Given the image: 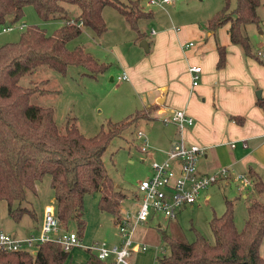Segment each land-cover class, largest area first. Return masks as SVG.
Masks as SVG:
<instances>
[{
    "label": "trees",
    "instance_id": "obj_1",
    "mask_svg": "<svg viewBox=\"0 0 264 264\" xmlns=\"http://www.w3.org/2000/svg\"><path fill=\"white\" fill-rule=\"evenodd\" d=\"M29 4L44 20L63 18L66 21L50 35L37 26L27 27L17 42L0 46V201L7 202V213L14 221L18 222L25 214L34 218L27 207H13V203L24 201L26 192L34 191L36 182L49 175L60 225L69 229V223L74 220V231L81 238L86 226L82 218L86 194L100 191L98 209L114 216L119 214L116 198L121 195L106 172L103 152L129 125L150 120L153 108L137 110L119 122L109 123L107 129L101 128L95 135L86 137L79 131L74 118L61 130L54 120L52 107L30 102L32 95L47 94V89L38 85L24 87L19 81L42 65L61 74L70 64L84 67L88 76L105 72L107 64L98 62L80 46L68 49L66 43L77 38L83 27L90 28L96 35L103 34L107 27L102 10L107 5L121 13L137 32L138 21L151 13L141 10L138 0L128 4L120 0H0V24L20 20L24 6ZM66 4L77 6L79 13L68 17ZM259 5L260 0H235L234 8L229 9L226 0L224 6L207 20V29L213 31L228 24L230 41L240 46L244 54L255 56L243 28L260 22ZM217 51L216 67L222 68L226 64V49L218 44ZM258 105L264 110V98ZM232 118L239 121V118ZM248 176L254 195H264V183L256 173L249 170ZM233 207V200H225L223 213L210 218L212 242L200 233L192 242L163 234V243L169 253L158 257L157 264H264L261 253L264 202L255 197L249 200L247 216L240 230L234 222ZM68 255L59 243L45 242L33 255L23 251H0V264H70ZM83 264L104 262L95 253H90Z\"/></svg>",
    "mask_w": 264,
    "mask_h": 264
},
{
    "label": "rangeland",
    "instance_id": "obj_2",
    "mask_svg": "<svg viewBox=\"0 0 264 264\" xmlns=\"http://www.w3.org/2000/svg\"><path fill=\"white\" fill-rule=\"evenodd\" d=\"M127 3L132 0H120ZM139 7L143 11H152L150 18L140 19L137 23L139 33L132 29L124 17L114 7L107 5L102 10V16L106 24V31L101 35H96L90 28L83 27L80 35L66 43L68 49L80 46L85 52L93 56L94 53L103 54V60L109 64V69L105 73L95 76H88L87 70L75 64L67 66L64 74L58 73L46 65L38 67L34 72H30L21 77L19 84L24 87L38 85L49 92L44 95L34 94L30 98L32 104L43 107H52L54 110V120L62 130L68 120L76 121L79 131L86 137L95 135L101 128L107 129L109 123H116L123 120L133 111L136 95L132 87L130 78L128 80H118L117 74L121 72L122 60L129 65L138 59H149L151 52H146L140 46L142 41L152 40L153 30L162 28L181 27L184 24L195 22L200 30L208 33L207 20L220 10L226 0H176L175 7L164 5H146V0H138ZM170 5V4H169ZM68 17H74L79 13V8L72 4L65 5ZM129 6V5H128ZM235 0H228L229 9H233ZM260 17L258 24H247L243 31L248 34L252 51H264V0H260L257 9ZM65 19L54 18L44 20L39 17L34 6L29 4L24 6L23 17L11 23L9 20L0 24V46L6 43H14L20 39L23 31L30 26H37L44 29L46 34H52L56 29L65 23ZM24 24L25 27L18 26ZM12 26L9 31L3 32V28ZM100 54V55H101ZM105 57V58H104ZM263 61V62H262ZM260 63H264V58ZM110 76L114 80H110ZM45 81L46 83H42ZM259 91V90H257ZM150 128H147V126ZM154 126H161L160 123H151L147 120H139L129 125L120 135L114 137L107 145L102 154V160L106 172L114 184V189L121 195L116 198L120 208L127 210L135 202V193L139 181L148 177L150 164L154 160L160 159L159 150L162 147L151 144L149 136L154 130ZM141 130L147 135L149 149L153 152L150 156L147 152L139 149L141 140L137 138V131ZM235 172V171H234ZM239 174V172H235ZM243 185H212L205 194H209L208 205L200 203L199 208L184 209L176 217V220H165L164 216H155L151 223L143 228H156L160 222L161 230L156 232L159 235L157 246L149 242L146 256L150 258V264H157V258L167 255L169 249L161 240V233L176 237L185 242H192L197 233L212 242L213 236L209 228V220L214 215H221L225 209V197L234 201L233 215L236 228L242 229L247 216V205L251 197H243ZM240 189H239V188ZM240 190V193L238 192ZM206 191V190H205ZM240 194V195H239ZM101 196L100 191L86 194L83 199L82 218L86 222L83 236L79 238L77 246L69 252L72 262L78 263L84 259L85 254L95 252L96 244L110 246L118 243L121 234L115 224V217L107 212H102L97 207V202ZM258 201L264 202L263 194H256ZM124 197L121 203L120 201ZM27 207L35 215L31 218L25 214L18 222L14 221L7 213V202L0 201V231L8 232L12 235H26L28 224L33 222L37 226L41 222L43 210L46 206L55 208V199L50 185V176L45 175L35 184V190H28L24 201L14 202L13 207ZM69 229L76 230L74 220L69 223ZM27 231V232H26ZM35 233L36 230L31 231ZM262 255H264L261 250Z\"/></svg>",
    "mask_w": 264,
    "mask_h": 264
},
{
    "label": "crops",
    "instance_id": "obj_3",
    "mask_svg": "<svg viewBox=\"0 0 264 264\" xmlns=\"http://www.w3.org/2000/svg\"><path fill=\"white\" fill-rule=\"evenodd\" d=\"M175 1L167 6L175 7ZM146 12L151 13L147 18L153 16L152 11ZM152 31L153 43L152 40L147 41L151 52L149 59L140 58L133 66L122 60L121 66L119 63L121 72L116 78L125 74L127 78L124 80L130 78L135 91L136 100L132 106L134 109L129 114L152 106L151 119L147 121L160 123L161 126H154L149 140L151 144L162 147L163 150L158 151L161 154L160 159L177 133L174 125L164 124L161 118L171 110L182 109L194 119V125L186 130L188 140L204 147L198 160L199 174H212L222 167H231L235 172L246 174L253 170L264 183V110L258 105V101L264 98V63H260L264 58V51H257L255 56L244 54L240 46L230 41L228 24L213 31L208 30L207 34L200 30L195 22L184 24L180 28L171 25ZM189 42L193 45L186 46ZM218 44L226 49V64L222 68L216 67ZM100 54L94 53L93 57L98 62L105 63L102 61L103 54ZM105 64L109 69V64ZM193 65H199L202 70L200 81L194 87L188 71ZM110 80L113 81L114 77L110 76ZM257 90L261 92L260 98L256 96ZM232 117L239 118V121ZM231 143L234 146H231ZM215 185L227 187L235 186V183L220 182ZM208 188L202 192L201 200L205 205H208L209 200V194H205ZM238 192L240 193V190ZM249 196L257 200L259 197L254 195L252 185L248 187L247 193L243 192L244 198ZM224 199L231 200L226 197ZM123 200L124 197L121 201ZM184 209L190 210L182 208L174 218L164 217L165 220H176ZM120 210L119 213H123L125 209L121 207ZM150 220L148 223H151ZM148 223L134 228L133 239L146 244L147 249L132 254V264H150V258L145 254L149 246L147 241L153 242L151 244L155 246L159 243V232L157 233L156 229L161 230L160 222L156 224V228L149 226L142 229ZM39 225L40 222L37 226L33 225V222L28 224L27 228L31 229L26 231V235L34 229L37 230ZM163 234L165 233H161L162 241ZM261 250L264 253V240ZM90 253L85 254L84 259L78 263L72 262L68 255L67 262L83 264L88 260Z\"/></svg>",
    "mask_w": 264,
    "mask_h": 264
},
{
    "label": "built area",
    "instance_id": "obj_4",
    "mask_svg": "<svg viewBox=\"0 0 264 264\" xmlns=\"http://www.w3.org/2000/svg\"><path fill=\"white\" fill-rule=\"evenodd\" d=\"M172 2L173 0H146V5L163 7ZM18 27L22 28L25 25ZM11 29L12 26H6L3 32ZM192 45V42L186 44V46ZM188 71L191 75L192 87H194L200 81L201 67L193 65ZM126 78L123 74L117 79ZM161 120L164 124L175 126L176 138L163 152L162 159L151 162L150 175L138 182L133 205L116 215L114 222L121 234L120 243L110 246L96 244L94 253L104 264H132V254L147 249L146 244L133 239L134 228L157 215L172 219L182 208H199L202 203V192L206 188L220 182H232L237 185L242 184L247 193L248 187L252 185L248 174H237L231 167H222L212 174H199L198 160L204 147L190 142L186 136V130L194 125L193 117L182 109H174ZM136 135L141 140L139 149L142 152L151 150L147 135L141 130H138ZM231 146L234 144L231 143ZM147 153L152 155L153 152ZM78 241L75 231L60 225L55 208L51 206L44 208L39 228L35 233L30 232L26 236L15 237L8 232L0 231V251H23L33 255L41 244L57 242L65 252L69 253L73 247L77 246Z\"/></svg>",
    "mask_w": 264,
    "mask_h": 264
},
{
    "label": "water",
    "instance_id": "obj_5",
    "mask_svg": "<svg viewBox=\"0 0 264 264\" xmlns=\"http://www.w3.org/2000/svg\"><path fill=\"white\" fill-rule=\"evenodd\" d=\"M140 46H142V47L145 49L146 52L149 51L148 43H147L146 41H142V42L140 43ZM260 93H261L260 91H257V92H256V96H257L258 98H260Z\"/></svg>",
    "mask_w": 264,
    "mask_h": 264
}]
</instances>
